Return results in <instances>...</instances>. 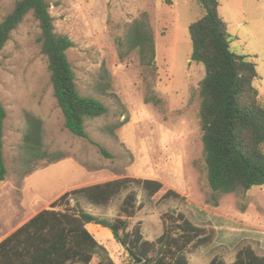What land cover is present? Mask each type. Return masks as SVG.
<instances>
[{
  "label": "rangeland",
  "instance_id": "rangeland-1",
  "mask_svg": "<svg viewBox=\"0 0 264 264\" xmlns=\"http://www.w3.org/2000/svg\"><path fill=\"white\" fill-rule=\"evenodd\" d=\"M17 1L0 0V23ZM218 1L234 38L232 50L249 56L256 64L254 86L264 107V0ZM47 2L57 31L75 44L67 56L80 93L98 99L109 113L87 122L90 139L77 137L64 127L47 61L37 42L39 25L29 15L0 56V101L6 111L0 140L7 182L19 188L16 200L23 195L22 185H18V161L27 128L24 115L32 112L44 122L46 149L67 158L46 173L27 179L28 187L52 183V192L45 194L49 198L59 186L62 191L123 177L158 180L164 187L151 201L134 187L144 207L129 219V229L141 223L145 239L154 241L164 232L165 214L183 213L216 234L210 246L188 251L189 264H208L215 257L232 263L245 246L264 256V186L227 195L218 206L211 196L199 118L200 84L206 70L203 64L191 61L189 32L190 25L205 15L199 0H173L172 5L163 0ZM142 13L148 14L154 32L155 70L142 66L137 52L124 60L119 55V43L125 42L128 25ZM103 84L110 87L104 89ZM98 145L111 157L103 155ZM167 190L178 192L184 199L163 200ZM127 193L103 208L81 202L87 212L114 220ZM14 208L0 203V211L10 220ZM88 229L107 248L115 264H136L110 229L99 225H88Z\"/></svg>",
  "mask_w": 264,
  "mask_h": 264
},
{
  "label": "trees",
  "instance_id": "trees-1",
  "mask_svg": "<svg viewBox=\"0 0 264 264\" xmlns=\"http://www.w3.org/2000/svg\"><path fill=\"white\" fill-rule=\"evenodd\" d=\"M163 1L173 4V0ZM199 3L205 15L189 27L193 44L191 61L203 64L206 70L200 84L199 118L207 180L218 206L219 200L227 195L264 186V107L254 86L258 77L256 64L249 56L232 50L234 38L220 14V2L199 0ZM50 8L47 0H18L14 10L0 23V56L12 34L32 15L39 25L37 42L47 61L54 96L64 115V127L77 137L90 139L87 122L106 116L109 109L95 97L80 93L67 56L75 44L69 36L57 31ZM119 46L122 60L137 52L141 65L155 70L156 45L147 13L128 25L125 42ZM24 117L27 128L18 161L21 166L18 185L41 167L67 158L66 154L46 149L44 122L40 117L32 112H26ZM5 118L0 101V128ZM98 147L103 155L111 157L103 146ZM6 178L0 140V181ZM134 187L140 188L151 201L164 185L154 179L123 177L68 191L0 243V264H115L88 225L110 229L118 243L127 245L131 257L136 254L143 259L142 264H189L191 248L208 247L214 242L213 230L196 225L183 213L165 214L164 232L154 241L145 239L141 223L129 229V219L144 207ZM124 192L128 193L120 206V215L114 220L87 212L81 202L108 207ZM162 199L184 198L174 190H167ZM208 264H264V256L245 246L232 263L215 257Z\"/></svg>",
  "mask_w": 264,
  "mask_h": 264
},
{
  "label": "crops",
  "instance_id": "crops-1",
  "mask_svg": "<svg viewBox=\"0 0 264 264\" xmlns=\"http://www.w3.org/2000/svg\"><path fill=\"white\" fill-rule=\"evenodd\" d=\"M60 162V161H59ZM58 162H56L57 164ZM55 164V163H53ZM50 164L48 166L41 167L40 169L33 172L31 175L25 178L23 183H21L22 188L21 192L23 195L19 200H16V191L19 190L18 187H15L13 183H8V179L6 178L5 181H0V203L5 202L6 205L12 210V206L15 209L13 211L12 219L10 220L6 217L4 212L0 211V243L5 240L8 236L18 230L20 227L28 223L32 218H34L37 214L42 212L43 210L49 209L51 204L55 202L58 198L64 195L66 192L77 189V188H66L60 191L61 187L55 188L56 194L54 197L46 198L47 191L54 188L52 183L50 184H36L34 188L31 186L28 187L27 179H32L33 175H41V173H46L49 171V168L53 165ZM35 177V176H34ZM57 181V179H54ZM99 183H89V185H95ZM19 185V186H21ZM85 187V186H83ZM81 188V187H78ZM48 189V190H47ZM49 192V193H50ZM36 194V195H35ZM33 195L34 197L30 200L28 199L29 196ZM7 200L5 201V199ZM26 198V199H25ZM16 217V218H15ZM88 227V226H87Z\"/></svg>",
  "mask_w": 264,
  "mask_h": 264
},
{
  "label": "water",
  "instance_id": "water-1",
  "mask_svg": "<svg viewBox=\"0 0 264 264\" xmlns=\"http://www.w3.org/2000/svg\"><path fill=\"white\" fill-rule=\"evenodd\" d=\"M1 138V137H0ZM124 248H127V245L124 244L123 245ZM133 259L138 263V264H142L143 263V259L140 258L139 256H137L136 254H132Z\"/></svg>",
  "mask_w": 264,
  "mask_h": 264
}]
</instances>
